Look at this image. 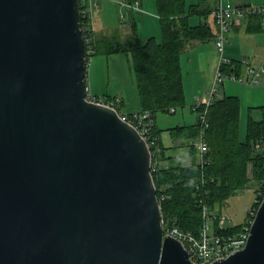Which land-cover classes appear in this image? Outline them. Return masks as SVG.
Segmentation results:
<instances>
[{"label":"water","instance_id":"water-1","mask_svg":"<svg viewBox=\"0 0 264 264\" xmlns=\"http://www.w3.org/2000/svg\"><path fill=\"white\" fill-rule=\"evenodd\" d=\"M80 0H0V264H198L164 234L148 141L88 98ZM264 264V197L243 248Z\"/></svg>","mask_w":264,"mask_h":264},{"label":"trees","instance_id":"trees-1","mask_svg":"<svg viewBox=\"0 0 264 264\" xmlns=\"http://www.w3.org/2000/svg\"><path fill=\"white\" fill-rule=\"evenodd\" d=\"M157 4L161 39L151 36L145 41L125 42L119 33H94L91 17L80 16L81 25H86L83 23L85 19L91 36L86 47L88 58L92 53L127 52L131 55L140 111L149 112L153 119L159 111L173 113L178 107L185 106L181 54L192 42L212 40L215 36L213 27L205 19L198 24L191 21L193 15L207 16L211 12L203 1L188 5L187 0H157ZM263 16V13L251 15L245 21L246 31L253 33L262 29ZM133 29L136 31V25ZM221 70L226 75L241 77L245 65L241 60L233 59L223 64ZM240 107L238 96L218 97L209 106V127L205 130L209 149L204 154L205 164L196 146L189 142L201 130L198 121L166 129L156 123L152 126L153 144L150 147L153 164H156L152 172L166 224L197 233L204 222L202 202L211 210L221 208L230 196L252 181L259 184L254 203L255 211L258 209L264 197V149L257 147L259 142H264V115L261 119L249 117L247 136L242 140ZM164 130L169 131L175 146L187 147V161L181 155L168 154L169 147L161 137ZM250 216L249 212L248 218ZM243 225L230 227L224 233H238Z\"/></svg>","mask_w":264,"mask_h":264},{"label":"rangeland","instance_id":"rangeland-1","mask_svg":"<svg viewBox=\"0 0 264 264\" xmlns=\"http://www.w3.org/2000/svg\"><path fill=\"white\" fill-rule=\"evenodd\" d=\"M85 1L87 4V8L91 14V19L96 23L97 30L101 31L100 25L103 23H107L112 30L110 33H119L122 37V41H133L135 39H139L142 41L138 36L132 35L130 31L131 28L127 26L126 21H129V12L126 8H122L120 4L116 3L114 0H100V4L97 6V2L95 0H82ZM188 5L193 3L194 1L198 0H187ZM235 4L234 0H224V4L227 5L228 2ZM214 3V2H213ZM215 4V3H214ZM252 6H264L263 5H255ZM82 15V14H81ZM213 16V18H212ZM83 17V16H82ZM86 17V16H85ZM194 15L191 17L193 18ZM197 22H192L193 24H198L201 22V17L196 15ZM84 18V17H83ZM202 19H205L208 22H215V18L213 13H209L207 16H203ZM159 20V19H158ZM194 21V20H193ZM246 19H242L241 22H245ZM84 24L87 25L86 20L83 21ZM82 25V26H86ZM137 28V27H136ZM91 29H92V22H91ZM214 32L216 28L214 29ZM161 35V26L159 21H157V25L149 24L141 27V35L143 36V41L147 39L148 36L157 35L155 32ZM247 31L244 27H241L240 30L236 31L234 25L230 28L227 33V39L225 41L226 45H233L235 46L239 53L238 55L231 56L224 52V56L229 58L230 60L237 59L243 61L247 58H254V55L262 56L264 55V48L261 45H258L255 40L246 33ZM95 33V32H94ZM252 35L262 36V40L264 43V27L262 29L257 30ZM148 35V36H147ZM141 36V37H142ZM158 39V36H156ZM203 47H210L213 51V54L216 55L217 67L212 76H210V80L208 82V86L202 88V90L197 94L196 101L192 104L191 98H194L195 95L193 94L192 90L196 88V81L193 79L194 76L197 74L194 68H191L187 64L188 58V51H191L193 48L187 49L183 52L185 54L183 56V63H184V73L183 76L186 75L187 79V94L186 95V103L184 107H178L175 112L168 113L159 111L156 113L154 117V123H158V126L161 128H169L177 125H184V124H194L198 121L200 116L199 110H195L194 106L198 103L199 98H206L208 97V92L213 87L214 78L219 66L220 61V51L218 50L216 43H215V36L214 39L208 41H201ZM198 47V46H197ZM187 54V55H186ZM182 55V54H181ZM251 56V57H245ZM185 57V58H184ZM264 58V57H263ZM249 59L250 61H252ZM259 59V58H257ZM264 61V59L262 60ZM200 63H198V66ZM193 70L191 74L188 76V70ZM183 72V69H182ZM202 69L199 71L198 74L202 75ZM206 76V75H205ZM184 81V80H183ZM228 82V81H227ZM205 82H202V84ZM87 86H88V93H92L93 95L97 94L96 97L98 99H108L111 102H118L124 101L125 103L122 106L121 103L118 104L119 111H134V110H141V103H140V95L138 92V88L136 85V78L132 66V59L131 55L127 52H115V53H92L89 55L88 58V66H87ZM242 88L241 95L239 96L241 107H240V138L242 140L246 139L247 136V124L248 119L252 115L255 119H261L263 112L260 111L259 108H250V104H248V99L245 97V86H240ZM185 89V88H184ZM262 93V92H261ZM232 95V94H231ZM236 95V94H233ZM225 96L222 88V84L219 86V97ZM94 97V96H92ZM188 97V99H187ZM95 98V97H94ZM263 110V109H261ZM137 112V111H135ZM157 117V121H156ZM156 121V122H155ZM165 133H169V131L164 130L162 132V140L163 142L167 143L172 141V136L165 135ZM189 141V140H188ZM190 143L195 142L194 140L189 141ZM187 149V147H186ZM259 184L255 181H252L250 185L246 188L238 190L232 196L229 197L227 201L224 202L223 207H218L215 210H212L213 213L216 214H226L231 217V220L227 224L230 227H234L236 225H241L246 222L249 212L252 207H254V203L256 201L257 191ZM261 195V193H260ZM210 224H213V220H209Z\"/></svg>","mask_w":264,"mask_h":264},{"label":"built area","instance_id":"built-area-1","mask_svg":"<svg viewBox=\"0 0 264 264\" xmlns=\"http://www.w3.org/2000/svg\"><path fill=\"white\" fill-rule=\"evenodd\" d=\"M121 3L127 7H133L134 5L129 3L127 0H121ZM80 6V16H83L84 18L85 16L91 17L86 2L81 0ZM212 13L217 24L215 43L218 50L220 51L221 57L214 78L213 87L208 92V97L199 98L198 103L194 106V109L199 110L200 112L198 122L201 126V130L198 136L195 138L194 145L201 156V161L203 164L206 163L204 154L209 149L208 142L205 139V130L209 127L207 118L208 108L213 103V101L219 97V86L227 78L264 85V61L256 66L249 59H244L242 62L245 65V73L241 77H236L235 75H226L221 70L223 64L229 63L231 61L230 58L224 56L226 45L225 41L230 28L235 25V23L241 22L242 19L247 20L251 15L259 13L264 14V6L240 5L236 3L232 4L230 1L227 3V5H225L224 0H215ZM262 26L264 27V16L262 18ZM83 32L87 47L91 41L89 26H83ZM88 52L90 53V49H88ZM88 98L118 108V102H111L108 101V99L102 98H94L89 93ZM174 110L175 108H172V111ZM120 115L124 120L130 122L140 131L150 146L153 144L150 131L154 125V119L149 112L137 111L124 113L120 111ZM257 147L264 149V142H259ZM154 167H156V164H153L152 169ZM256 211L254 207L251 208V216L246 220L240 232L234 234H225L224 232L230 228V226L227 224L231 220V217L226 214L213 213V211L202 202V214L204 222L199 232L194 233L192 231L184 230L177 225H168L163 219L164 234L172 235L180 239L187 248L190 257L194 262L198 264H210L214 260L226 257L234 250L243 248L245 246L256 215ZM209 220H213V224H210Z\"/></svg>","mask_w":264,"mask_h":264},{"label":"crops","instance_id":"crops-1","mask_svg":"<svg viewBox=\"0 0 264 264\" xmlns=\"http://www.w3.org/2000/svg\"><path fill=\"white\" fill-rule=\"evenodd\" d=\"M97 2V6L100 4V0H95ZM116 3L120 4L122 8H126L129 12V21H126L127 26H129V28H131V32L132 35L134 36H138L142 41H143V36L141 35V27L148 25L149 24H154L157 25V21H159L160 23V16L158 13V4H157V0H134L132 2L133 7H127L125 5H123L121 3V0H114ZM129 3L130 1L127 0ZM203 1L204 2V6L206 8H209L211 10V14H212V9L214 7V3L215 0H198L197 2ZM236 2V4H240V5H263L264 4V0H234ZM196 1H194L193 3H197ZM214 2V3H213ZM191 3V4H193ZM196 15H194L193 18H191L192 22H197V17H195ZM201 17V21H203V16L202 15H198ZM213 18V16H212ZM215 18V17H214ZM159 19V20H158ZM194 20V21H193ZM92 22V29L93 32H97V33H101V34H110V30H112V28L108 27L109 25L107 23H103L101 21V25H100V30H97V25L96 23H94V21L91 19ZM209 24L215 29H217V24L216 21L213 23L209 22ZM134 25H136V31L135 29H133ZM161 26V25H160ZM236 31L240 30L241 27H244V29L246 30V22H237L234 25ZM216 32V30H215ZM248 33V32H246ZM155 34H157L156 36H158L159 38H161L160 36H162V30H161V35L159 33H157V31L155 32ZM249 35H251V37L255 40V42L258 45L263 46L264 48V43L262 40V36H256V35H252L251 33H249ZM142 36V37H141ZM148 36V35H147ZM152 36V35H151ZM148 36V37H151ZM155 36V35H153ZM146 37V38H148ZM146 40V39H145ZM198 46V47H197ZM193 48L191 51H188V58H187V64L189 66H191V68H194L195 73H197L194 76V80L196 81V88L194 90H192L193 94L195 95L194 98H191V103L193 104L196 101V97L197 94H199V92L202 90V88L207 87L208 86V82L210 80V76L213 75L216 67H217V61H216V55L213 54V51L211 50L210 47H203L201 44V41H194L191 44H189L187 46V49ZM184 50V51H185ZM183 51V52H184ZM181 55V64H182V69H183V73L185 72L184 69V59L183 56L185 54ZM224 52H226V54L230 55V57L233 55H238L240 54L238 49L235 46H231V45H225V50ZM187 55V54H186ZM229 57V58H230ZM245 57H251V56H246ZM264 55L262 56H258V55H254V58H247V59H251L252 63L256 66H258L262 60ZM185 58V57H184ZM259 58V59H257ZM198 63H200L198 66ZM192 64L194 65V67L192 66ZM202 69L203 73L202 75L198 74L199 71ZM193 70H188L187 75L189 76L191 74ZM206 75V76H205ZM183 82H184V88L187 94V81L190 80V78L187 79V76L184 75L183 76ZM206 83L202 84V82ZM228 81V82H227ZM240 86H245V97L248 99V104H250V108H259L260 111L263 112L264 115V111L261 110L264 107V85L263 84H253L247 81H240L237 79H231V78H227L223 83H222V88H223V92L225 94V96H240L241 92H242V88ZM262 92V93H261ZM232 94V95H231ZM236 94V95H233ZM91 96H96L97 94L93 95L92 93H90ZM188 99V97H187ZM125 101V98H124ZM124 101H121V105L123 106L125 103ZM119 103V104H120ZM138 110H134V111H128L127 109L121 112L124 113H131V112H135ZM262 115V117H263ZM156 121H157V117H156ZM155 121V122H156ZM158 125V123H156ZM160 126V125H159ZM163 135V134H162ZM165 135H170L168 133H165ZM164 144L166 146L169 147V149H167L168 154L170 155H181L183 156V159L185 161H187V149L186 147H178L175 146V142L172 140L170 142H167Z\"/></svg>","mask_w":264,"mask_h":264}]
</instances>
